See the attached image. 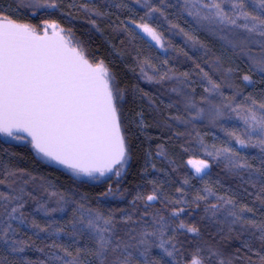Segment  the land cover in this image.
<instances>
[{"label":"trees","instance_id":"1","mask_svg":"<svg viewBox=\"0 0 264 264\" xmlns=\"http://www.w3.org/2000/svg\"><path fill=\"white\" fill-rule=\"evenodd\" d=\"M212 2L0 0V15L33 26L56 22L106 63L126 91L130 155L123 176L90 184L0 136V264H98L90 232L81 231L89 213L112 218L115 238L125 240L163 218L176 250L169 257L148 237L147 256L157 264H189L195 255L204 264H261L264 241L253 224H264V149L251 116H264V73L253 63L264 59V36L249 32L242 17L221 22ZM215 2L230 17L240 16L234 5L241 2L260 14L257 0ZM132 23L153 28L164 52L155 55ZM189 160L208 170L196 175Z\"/></svg>","mask_w":264,"mask_h":264},{"label":"snow or ice","instance_id":"2","mask_svg":"<svg viewBox=\"0 0 264 264\" xmlns=\"http://www.w3.org/2000/svg\"><path fill=\"white\" fill-rule=\"evenodd\" d=\"M257 2L259 15L244 11L242 2L234 5L240 12L239 17L235 14L230 17L215 0L211 7L216 9L221 22L235 24L236 19L242 17L250 22V25H244L249 32L264 36V0ZM138 27L160 42L158 34L148 24ZM49 28L51 36L48 35ZM58 28L57 24H46L41 34L30 24L0 15V133L18 139L23 137L17 134H26L38 153L71 169L77 176H104L116 165L122 169L126 164L127 149L117 109V101L122 97L114 88L103 62L90 63L82 50L61 34L63 29ZM253 63L264 73V59ZM243 79L250 82L249 76ZM260 107L264 108V104ZM251 120L253 131L258 130L262 137L257 143L264 149V116L258 119L253 112ZM240 144L244 146V141L240 140ZM188 163L197 173L209 167L203 160H189ZM243 166L237 164V167ZM115 174L120 175V170ZM146 199L154 201L157 197L148 195ZM43 210L47 213L46 208ZM80 223L85 224L81 231L88 230L95 242L93 255L98 264H140L129 249L144 257L143 264H157L148 259L147 253L153 246L148 237L158 240L155 246L169 257L176 250L175 237L168 236L166 228L169 225L163 218L155 222L153 231L145 227L139 236H131V240L115 238L112 218L104 219L99 214L89 213L87 219L81 216ZM33 227L39 228V225L33 222ZM179 227L185 225L181 223ZM253 227L260 232L259 239L264 241V224H253ZM187 230L198 231L194 227ZM19 250L23 251V248ZM189 264L204 262L195 255ZM261 264H264V258Z\"/></svg>","mask_w":264,"mask_h":264},{"label":"rangeland","instance_id":"3","mask_svg":"<svg viewBox=\"0 0 264 264\" xmlns=\"http://www.w3.org/2000/svg\"><path fill=\"white\" fill-rule=\"evenodd\" d=\"M18 23H23V22H19L17 21ZM46 24H57L59 26L58 30L59 29H63V32L61 33L62 35L65 36L66 39H69L71 43L77 45L83 52V54L85 55V57L89 60V62L93 63V64H96L98 62H103L101 60H97V59H94L93 57H91L88 53H87V50L85 48V46L83 45V43L79 40V38H77L70 30H67L65 28H63L61 25H59L58 23L56 22H50V23H44L42 24L41 26H34L37 28L38 31L41 32V34H43V29H44V26ZM132 25V28L135 30V33H137V35L139 36L140 40H143L147 46H149L155 55H158V54H162L165 50V47H164V43H163V40L162 38L159 36L160 38V42L157 43L156 40H153L152 37L143 31L142 28L138 27V25L136 24H130ZM33 26V25H32ZM48 35H52V30L49 28L48 29ZM103 65L105 66V68L108 70L109 72V75L110 77L112 78V82H113V85H114V88L115 89H118L119 90V94L120 96L122 97L121 99H118L117 101V109H118V114L120 116V122H121V130H122V134L124 135V138H126V135H127V124L124 120V116H123V113H124V108H125V105H126V98H125V95H126V91L119 85L118 83V80L117 78L115 77V75L113 74V72L109 69V67L106 65L105 62H103ZM136 89L134 90V93H136ZM138 94V93H137ZM142 97V96H141ZM134 125V124H133ZM142 127L143 124H142V119L139 117L138 119V125L137 123L134 125V127ZM23 138H13V137H9L7 136L6 134H3V133H0V136L2 137L3 141L7 142V143H10V144H18V145H24L30 149H32L34 151V147L31 143V139L28 138L27 136L25 135H22V134H17ZM125 146H126V149H127V154H126V164L125 166L121 169L120 168V165H118L117 167H115L113 169L112 172H109V173H106L104 176H99L97 174V176L95 178L93 177H88V176H83V175H80V176H77L75 175L71 169L69 168H63L65 170L66 173H68L69 175H71V177H73L74 179L78 180V181H83V182H87V183H90V184H100V183H103L105 181H108V180H111V179H116V178H119L121 176L124 175V173L126 172L127 168H128V164H129V161H130V155H129V146H128V143L125 142ZM35 152L37 153V151L35 150ZM38 157H40V159L48 164V165H52V166H58L60 167L59 165H57L54 161L52 160H49L48 158L46 157H43L42 154H38ZM195 161V160H193ZM189 164V163H188ZM190 168L193 170V172L196 174V175H202L204 174L208 168L204 169L203 172L201 173H197L195 171V168L193 167L192 164H189ZM120 170V175H116L115 172L117 170Z\"/></svg>","mask_w":264,"mask_h":264},{"label":"water","instance_id":"4","mask_svg":"<svg viewBox=\"0 0 264 264\" xmlns=\"http://www.w3.org/2000/svg\"><path fill=\"white\" fill-rule=\"evenodd\" d=\"M49 36H51V35H49ZM91 63V62H90ZM121 132H122V130H121ZM20 134H22V135H25V136H27L26 134H24V133H20ZM28 137V136H27ZM28 138H30V137H28ZM31 139V138H30ZM53 161V160H52ZM55 163H57L56 161H54ZM58 164V163H57ZM59 165H61V164H59ZM61 166H63V167H65L64 165H61ZM118 165H116V167H117ZM65 168H67V167H65Z\"/></svg>","mask_w":264,"mask_h":264}]
</instances>
